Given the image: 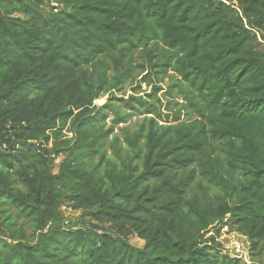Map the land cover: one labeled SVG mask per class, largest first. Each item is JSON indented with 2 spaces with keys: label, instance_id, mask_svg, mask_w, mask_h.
Listing matches in <instances>:
<instances>
[{
  "label": "trees",
  "instance_id": "16d2710c",
  "mask_svg": "<svg viewBox=\"0 0 264 264\" xmlns=\"http://www.w3.org/2000/svg\"><path fill=\"white\" fill-rule=\"evenodd\" d=\"M0 264H264V0H0Z\"/></svg>",
  "mask_w": 264,
  "mask_h": 264
},
{
  "label": "rangeland",
  "instance_id": "374dc122",
  "mask_svg": "<svg viewBox=\"0 0 264 264\" xmlns=\"http://www.w3.org/2000/svg\"><path fill=\"white\" fill-rule=\"evenodd\" d=\"M150 92V88L146 87L145 85H142L141 87V96H143L144 94H147ZM131 92L129 90H127L126 95L130 94ZM107 100V96L96 100V102H94L95 105L100 106L102 104H104ZM99 101V102H97ZM111 118V116H109V119ZM109 119H107V123L109 122ZM137 118H133L131 121H134ZM70 136V134H69ZM59 160L56 161V164H58ZM56 171V170H55ZM80 212L76 211H70L69 209H67L65 211V216L69 217L71 219V221H74V224L76 223V219L79 216ZM227 228H224L221 232V236H220V241H222L224 249H223V253L226 251L231 252V250H237L238 246L236 244H240L243 248L242 252L244 254V260L245 262H248L249 260V255H248V246H247V240L244 237L238 238V235H236L235 233H229L226 232ZM128 241L129 243L137 248H141L143 246V241L140 240L139 238H137L135 235H130L128 236ZM237 242V243H236Z\"/></svg>",
  "mask_w": 264,
  "mask_h": 264
},
{
  "label": "built area",
  "instance_id": "2783aa9c",
  "mask_svg": "<svg viewBox=\"0 0 264 264\" xmlns=\"http://www.w3.org/2000/svg\"><path fill=\"white\" fill-rule=\"evenodd\" d=\"M237 243V242H236ZM238 246V249L237 250H231V252H229V254L232 256V257H236V258H242L244 260V254L242 252L243 248L242 246L238 243L236 244Z\"/></svg>",
  "mask_w": 264,
  "mask_h": 264
},
{
  "label": "crops",
  "instance_id": "0c3cea01",
  "mask_svg": "<svg viewBox=\"0 0 264 264\" xmlns=\"http://www.w3.org/2000/svg\"><path fill=\"white\" fill-rule=\"evenodd\" d=\"M238 238H241V236L238 235Z\"/></svg>",
  "mask_w": 264,
  "mask_h": 264
},
{
  "label": "bare ground",
  "instance_id": "6f19581e",
  "mask_svg": "<svg viewBox=\"0 0 264 264\" xmlns=\"http://www.w3.org/2000/svg\"><path fill=\"white\" fill-rule=\"evenodd\" d=\"M96 102V101H95ZM97 102H99V101H97Z\"/></svg>",
  "mask_w": 264,
  "mask_h": 264
}]
</instances>
